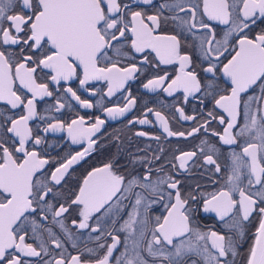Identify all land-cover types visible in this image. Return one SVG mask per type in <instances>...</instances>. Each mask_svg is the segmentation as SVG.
I'll return each instance as SVG.
<instances>
[{
	"label": "snow or ice",
	"instance_id": "1",
	"mask_svg": "<svg viewBox=\"0 0 264 264\" xmlns=\"http://www.w3.org/2000/svg\"><path fill=\"white\" fill-rule=\"evenodd\" d=\"M170 22L175 26L173 32L162 31V24L166 28ZM211 22L226 26L221 38ZM262 25L264 0H0V264H111L120 239L111 231L102 233L101 220L118 217L122 201L130 196L134 205L120 230L130 237L135 234L132 255L125 244L115 264H149L141 253L149 232L146 251L153 259L161 258V264H189L190 257L197 258L190 264H198V260L203 264H235L236 243L231 237L226 240L215 231L202 232L193 223L190 201L199 197H203L204 212H214L221 220L232 215L240 237L244 235L243 222L256 214L259 223L246 264H264ZM181 33L196 38L199 56L195 65L193 55L182 51L188 45L182 43ZM162 65L176 67L171 73L164 69L163 75L157 73L148 79L145 89H163L169 96L182 92L185 103L197 93L214 101L203 122L188 132L171 130L167 118L156 111L154 115L169 137L192 136L203 129L225 145H236L238 138H245L241 151L232 153L230 171L221 178L223 185L209 193L188 192L172 175L152 180L151 170L142 178L126 181L109 162L89 171L76 190L66 191L70 169L94 150L92 137L105 121L96 117L89 125L84 116L68 123L48 120L44 133L66 132L73 144L86 143L82 151L57 161L40 147L45 141L30 125L38 117L37 104L55 92L54 107L60 112L65 107L59 96L62 92L82 108L91 109L92 102L82 99L71 82L96 95L94 82L103 81L107 95L113 96L149 66L155 71ZM201 79L206 82L203 86ZM218 80L226 86L221 88ZM135 104L128 91L124 106L104 111L116 119ZM176 111L185 121L196 119L183 108ZM213 121L223 126L220 132L210 129ZM238 121H242L239 127ZM138 123L150 121L139 119ZM196 155L194 151L182 152L174 158L177 163L173 168L186 170L187 162ZM204 162L214 173L221 172L212 155H205ZM156 203L165 211L155 216L149 229L147 211ZM142 205L145 214L138 221ZM72 212L76 213L72 225L97 233L93 239L102 253L88 248L92 255L84 259L83 252L67 253L66 241L77 247L63 223L65 214ZM49 214L63 229L65 239L43 223ZM116 222L115 218L110 220L112 225ZM29 228L30 238L37 244L26 240ZM102 236L111 237L112 243L102 242ZM53 246L60 250L55 256ZM42 254L52 258L45 260Z\"/></svg>",
	"mask_w": 264,
	"mask_h": 264
},
{
	"label": "flooded vegetation",
	"instance_id": "2",
	"mask_svg": "<svg viewBox=\"0 0 264 264\" xmlns=\"http://www.w3.org/2000/svg\"><path fill=\"white\" fill-rule=\"evenodd\" d=\"M181 15L183 14L181 13ZM211 23L217 33V38H221L226 26L217 25L215 22ZM262 27H264V25H262ZM174 28L175 26L170 22L166 28L162 24L161 30L172 33ZM175 31L179 32V29H175ZM197 35H199V33H197ZM181 38L182 43L186 42L188 45L187 47H183L182 51L193 55V62L195 65L199 56L196 38L188 33H181ZM137 63L140 64L139 55L137 56ZM175 67L174 65H162L160 69L153 71L151 66H149L143 73L138 74V79L129 81L125 90L118 91L113 96L107 95L106 82H94L96 95H91L90 92H86L84 89L79 88L78 82H71V86L82 99H88L92 102L93 107L91 109L82 108L77 101L70 97V95L64 97L62 92L59 93V96L61 97V102L65 104V107L60 112L55 111L54 104L58 95L55 92L52 98H45V100L37 104L38 117L36 120L31 121L30 125L33 126L34 134L39 130L45 141L40 147L46 150L48 157L57 161L66 156L75 155L78 151H82L83 148L86 147V143L73 144L66 132L49 131L48 133H44L43 128L46 127L48 120H52L53 122L60 120L64 123H68L72 119L78 118V116H84L89 125L94 122L96 117L105 121L100 131L92 137V139L96 141L94 150L90 155H86L83 160L73 165V168L70 169V175L66 177V191L76 190L77 186L82 182L89 171L94 168L103 167L109 162L113 164V170L117 174L123 175L126 181L133 177L138 179L142 178L143 175L151 170L152 180H156L157 177L172 175L180 181L181 189L188 192L209 193L217 191L223 185V180L221 178L226 176L230 171L232 153H239L241 151L245 138H238V143L236 145H225L217 136L212 135L211 131L205 132L203 129H201L199 133L186 137H169L167 133L163 131L159 120L154 115L156 111H159L167 118L171 130L188 132L194 126H197L198 122H203L206 112L212 110L214 107L212 98L210 96L202 97L201 93H197L195 98L189 97L188 102L185 103L182 92H175L173 95L169 96L163 89L151 90L143 87V84L146 83L148 79L153 78L157 73L163 75L164 69H167V71L171 73ZM197 71L199 72V68ZM200 75L203 77L204 74L200 73ZM201 83L203 86L206 82L201 79ZM217 83L221 88L226 86L222 80H218ZM52 87L54 86L50 85V88ZM89 87H93V85H89ZM128 91H130L131 96L136 99L135 106L124 116L112 119L104 109L124 106ZM201 100H203V103H201ZM177 108H183L186 115H194L196 119L192 121L183 120L176 111ZM148 109H152L153 111L149 112ZM217 111L222 113V110L217 109ZM39 116H43L45 119L40 120ZM139 119H147L150 123L141 125L138 123ZM241 122L242 121H238V127ZM37 125H39V129H37ZM209 127L216 132H220L223 126L219 125L217 121H213ZM139 132H145L147 135L140 136L137 134ZM201 149H203V152ZM193 151L196 152L197 155L187 162L186 170L173 168L172 165L177 163L174 159L176 156H179L182 152ZM205 155L213 156L221 167L220 173H214L212 166L205 165ZM161 168L163 169L162 171L160 170ZM213 180H218L220 183H213ZM135 191L139 192L142 190L136 188ZM253 191H255V189H253ZM234 198L238 199V195L234 194ZM202 199L203 197H199L197 201H190V205L194 209L192 214L193 223L198 226L202 232L215 231L224 235L226 240L231 237L236 243L237 256L234 258L235 264H246L248 249L254 242V234L259 223L256 214L253 213L248 221L243 222L244 235L240 237L237 228L234 227L232 215L226 216L221 220L214 212H204ZM133 205L134 198L130 196L128 199L122 201L123 211L118 217L109 216L101 220L102 233L111 231L113 235L118 236L120 239V244L113 252L111 264H115V258L120 257V254L124 252L125 244L128 245V255H132V240L135 238V234L130 237L127 231H122L120 229L123 221L128 218V213L131 212ZM164 211L160 203H156L148 209L149 229L152 227L155 216L161 215ZM144 214L145 210L142 205L140 208V217H138L137 220L139 221ZM65 216L67 219H64L63 223L73 234V240L77 245L76 248H73L72 241H66L67 253L77 255L83 252L82 259L91 256L92 254L88 253L87 249L91 248L97 250V242L93 239L97 233H90L88 229L81 230L72 225L71 221L76 219V213L72 212L71 214H65ZM113 218L117 220L115 225L110 223V220ZM43 223L46 227L52 228L62 240L65 239L63 229L52 220L50 214L48 221H43ZM46 235L47 233H45V236ZM31 236L32 233L29 228V237H26V240L29 243L37 244L38 241L31 239ZM150 239L151 235L149 232L142 244L141 253L144 258L149 260V264H161V258L153 259L146 251V244ZM102 242L111 244L112 239L111 237L102 236ZM59 251V249H54L53 246L52 255L55 256ZM97 251L102 253V250ZM51 258V256H43L45 260ZM32 259L40 260V258ZM191 259L197 258L190 257L189 264ZM229 259L231 260L232 257L229 256ZM198 264H203V261L198 260Z\"/></svg>",
	"mask_w": 264,
	"mask_h": 264
}]
</instances>
